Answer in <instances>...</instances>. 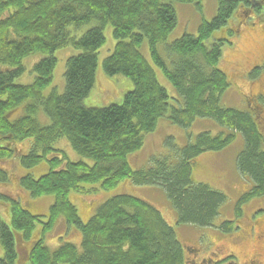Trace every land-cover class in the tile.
I'll return each instance as SVG.
<instances>
[{"label": "trees", "instance_id": "1", "mask_svg": "<svg viewBox=\"0 0 264 264\" xmlns=\"http://www.w3.org/2000/svg\"><path fill=\"white\" fill-rule=\"evenodd\" d=\"M175 4L202 8V0H0V186L10 183L6 164L17 158L27 170L19 180L21 190L32 199L52 198L45 212L35 214L21 199L0 192L9 210V220L0 212V264H186L183 243L154 204L121 193L84 223L70 194L111 191L122 183L160 187L177 212V224L213 227L226 196L195 183L192 170L202 154L225 150L238 134L243 147L236 166L251 187L239 200L237 215L242 204L264 197L262 114L253 107L240 111L223 105L230 82L220 69L223 46L237 35L233 22L264 19V0H219L215 18L203 22L196 36L168 43L178 25ZM109 26L115 47L103 61L104 73L128 79L132 90L122 104L87 107ZM65 48L77 51L66 62L65 92L53 89L44 96L53 83L55 53ZM36 54L45 57L32 69L33 82L16 84L25 74L24 60ZM157 69L180 99L172 101ZM252 76V82L259 80ZM165 117L183 129L209 119L221 130H204L174 155L152 156L145 168H133L131 157ZM61 140L92 163L69 160L56 146ZM23 142L29 148L18 155L17 144ZM40 165L47 170L36 176ZM58 219L65 235L81 236L80 247L62 238L57 249L46 246ZM220 228L237 230L232 221Z\"/></svg>", "mask_w": 264, "mask_h": 264}, {"label": "rangeland", "instance_id": "2", "mask_svg": "<svg viewBox=\"0 0 264 264\" xmlns=\"http://www.w3.org/2000/svg\"><path fill=\"white\" fill-rule=\"evenodd\" d=\"M218 1L202 0L200 10L192 5L175 4L178 25L170 34L168 43L181 39L185 34L196 36L203 22L210 23L215 18ZM233 23L237 35L230 38L231 44L223 46L220 63V69L228 75L230 82V87L223 95V105L240 111L249 110L250 107L260 109L264 128V97H261L264 94V19L257 17L248 25ZM220 35V31L215 32L213 38H219ZM105 36L106 43L99 54L97 82L90 96L84 101L87 107L103 108L111 104H122L125 94L132 90V83L128 79L124 77L110 78L104 73L103 61L115 47L112 27L109 26L105 29ZM212 41L213 39L210 40V42ZM146 45L148 46V44ZM159 48L162 49V46ZM144 52L150 60L147 47ZM76 53L77 51L72 48H65L55 53L58 62L53 83L43 92L44 96H49L53 89H56L59 94L65 92L66 62ZM44 57L42 54H36L26 58L23 62L26 69L25 74L16 80V84H31L34 80L32 69ZM258 65L259 68L256 69ZM157 73L160 83L167 89L172 101L180 99L162 72L157 69ZM252 75H259V80L252 82ZM40 121L44 125L50 122L43 113L40 115ZM204 130H210L213 134H217L221 129L213 120L209 119L197 120L190 129H183L172 124L168 117L162 118L158 122L156 131L146 136L143 148L131 157V165L133 168L141 169L148 166L152 156L174 155ZM241 137V134H238L233 143L221 152L202 154L198 158V166L193 167L192 170V178L195 183L208 184L226 196V202L221 207L220 216L216 219L213 227L200 228L177 224V212L165 191L160 187H134L122 183L111 191H103L98 188V192L89 194L73 192L70 194V199L77 207L80 218L86 223L95 214L98 207L113 196L127 193L141 197L157 206L175 229L183 243L186 261L191 259L198 249L200 258H208V255L212 253L216 261L223 260L227 255H232L237 260V264H251L250 260L252 259L257 260L259 264H264V197L254 198L242 204L240 206L241 216L237 215L239 200L251 187L250 181L240 174L236 166L237 156L243 147ZM17 146L18 155H20L28 150L29 143L23 142ZM56 146L61 148L71 161L83 160L92 163L78 156L66 140H61ZM6 165L10 173V183L2 188L0 186V192L21 199L35 211V214L45 212L49 208L52 198L39 200L30 198L19 187V180L27 173V170L20 165L17 158L9 161ZM46 170L45 165H40L34 169V173L39 176ZM85 187L91 188L88 185ZM8 211L5 203L0 201V212L6 220H9ZM226 221H232L237 230L230 233L224 232L220 227ZM65 231L64 222L62 219H58L53 230L48 233L47 240H45L46 246L55 250L60 246L59 243H64L60 240L62 238L65 239L64 241H70L80 247L81 236L79 234L67 236ZM22 246L20 245V252L24 254L25 248ZM230 260H234V258Z\"/></svg>", "mask_w": 264, "mask_h": 264}, {"label": "flooded vegetation", "instance_id": "3", "mask_svg": "<svg viewBox=\"0 0 264 264\" xmlns=\"http://www.w3.org/2000/svg\"><path fill=\"white\" fill-rule=\"evenodd\" d=\"M259 67V65H258ZM253 229V227H252ZM234 260H230L233 259ZM251 264H259L257 260H250ZM186 264H237V260L232 255H227L223 260L216 261L212 253L208 255V258H200V251L196 249V252L193 254V257L186 261Z\"/></svg>", "mask_w": 264, "mask_h": 264}, {"label": "bare ground", "instance_id": "4", "mask_svg": "<svg viewBox=\"0 0 264 264\" xmlns=\"http://www.w3.org/2000/svg\"><path fill=\"white\" fill-rule=\"evenodd\" d=\"M5 182V181H4Z\"/></svg>", "mask_w": 264, "mask_h": 264}]
</instances>
